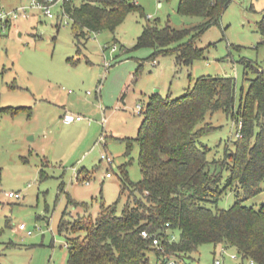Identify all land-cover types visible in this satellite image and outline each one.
<instances>
[{
  "label": "rangeland",
  "instance_id": "obj_1",
  "mask_svg": "<svg viewBox=\"0 0 264 264\" xmlns=\"http://www.w3.org/2000/svg\"><path fill=\"white\" fill-rule=\"evenodd\" d=\"M31 1L0 0V5L14 8ZM134 1L138 6L115 31L90 32L81 41L74 22L58 16L61 4L53 7L54 17L31 7L0 34V264H68L66 232L60 231L64 210L96 218L102 202L119 201L121 210L132 199L130 190L121 191L123 171L133 181L143 177L140 146L127 154L122 138L137 135L151 96L180 97L203 75L232 76L237 110L257 74L247 62L264 69L259 29L264 0H231L220 20L197 36L195 45L203 53L191 63L179 59L176 50L135 45L147 23L189 27L183 39L170 45L176 47L193 39L194 27L206 17L181 14L180 0ZM68 112L83 118L66 122ZM206 120L210 129L200 145L208 148L211 168L222 173L223 186L238 119L219 108L208 112ZM69 198L89 206H73ZM238 199L237 188H228L212 207L228 208ZM243 202L260 208L264 190ZM22 222L26 229L19 227ZM173 234L179 237L178 230ZM217 256L221 264H258L233 246L213 242L201 243L184 258L170 257L176 264H215ZM150 257L151 264L166 262L155 252Z\"/></svg>",
  "mask_w": 264,
  "mask_h": 264
},
{
  "label": "trees",
  "instance_id": "obj_2",
  "mask_svg": "<svg viewBox=\"0 0 264 264\" xmlns=\"http://www.w3.org/2000/svg\"><path fill=\"white\" fill-rule=\"evenodd\" d=\"M230 2L180 0L181 14L206 17L194 27L193 39L171 47L191 29L147 23L135 46H153L156 52L164 53L176 50L179 59L191 63L203 53L195 45L197 36L220 20ZM137 6L134 0L64 3L79 41L90 32L105 28L115 31ZM259 29L264 41V16ZM247 66L257 74L237 110L232 76L203 75L183 96H151L137 135L122 138L127 154L135 144L140 146L143 177L133 181L127 170L123 171L121 191L130 190L132 199L121 210L119 201L102 202L96 218L80 212L73 216L68 208L64 210L60 231L66 232L68 264H151V252L164 262L169 255L189 256L203 242L233 246L244 258L264 264V205L256 208L243 202V198L264 190V69L252 61ZM219 108L232 113L239 123L235 148L224 161L228 160L230 173L223 186L222 173L211 168L208 148L200 145L201 136L210 129L207 113ZM234 187L239 199L228 208L214 210L212 204ZM69 203L89 206L73 198ZM143 229L160 235L166 250L157 247L152 237H144ZM175 230L179 237L170 240Z\"/></svg>",
  "mask_w": 264,
  "mask_h": 264
},
{
  "label": "built area",
  "instance_id": "obj_3",
  "mask_svg": "<svg viewBox=\"0 0 264 264\" xmlns=\"http://www.w3.org/2000/svg\"><path fill=\"white\" fill-rule=\"evenodd\" d=\"M66 1H68V0H32L29 5L22 4V5H19L17 7H14V8H7V7H4V6L0 5V34L2 32H5L9 27H11L13 21L16 18H18L21 15L22 16H27L30 13L29 9L31 7L40 8V9H42V11L46 15H48L50 17H54L55 14H54V11H53V7L56 6V5L61 4V9H60V12L58 13V16H65V17L69 18L68 14L66 13L65 8H64V3ZM115 49H116V45L113 46L112 50H115ZM138 108H139V110H138L139 112H141L143 110L142 103L138 104ZM82 118H83V116L81 114H73V113H69L68 112V113L65 114L64 120L66 122H72V121H75V120H80ZM102 158H107L109 160L111 159L106 154H102ZM110 174H111L110 172H107L108 176ZM86 182H89V180H87ZM9 194H10V196L21 197V193L20 192H9ZM167 224H169V222ZM19 227L21 229H26L27 225H26V223L22 222V223H20ZM31 232H32V230L29 229L28 233H31ZM142 235L144 237H152L153 243L157 247H159L162 251L166 250L165 247L162 244V238H161L160 235H157V234L152 235L147 229H143L142 230ZM174 239H176V238H175V235L172 233L170 240H174ZM231 256L233 258H236L237 254L236 253H232ZM254 262H255V260L252 259V263H254ZM221 263H222L221 257L217 256L215 258V264H221ZM165 264H176V260L172 259L170 256H167Z\"/></svg>",
  "mask_w": 264,
  "mask_h": 264
}]
</instances>
